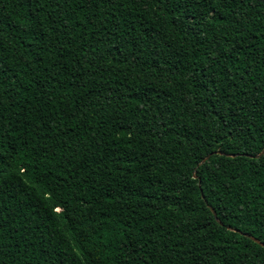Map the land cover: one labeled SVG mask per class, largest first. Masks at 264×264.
<instances>
[{
	"label": "trees",
	"instance_id": "trees-1",
	"mask_svg": "<svg viewBox=\"0 0 264 264\" xmlns=\"http://www.w3.org/2000/svg\"><path fill=\"white\" fill-rule=\"evenodd\" d=\"M263 150L264 0H0V264H264Z\"/></svg>",
	"mask_w": 264,
	"mask_h": 264
},
{
	"label": "water",
	"instance_id": "water-1",
	"mask_svg": "<svg viewBox=\"0 0 264 264\" xmlns=\"http://www.w3.org/2000/svg\"><path fill=\"white\" fill-rule=\"evenodd\" d=\"M217 154L225 155V154L220 153V152H218ZM262 155H264V150H263L260 154H258V155H256V156H248V155H244V156H246V157H248V158L258 159V158H260ZM226 156H227V157H230V158H234V157H237L238 155H226ZM208 158H209V157H206L204 160H202V161L200 162L199 165L204 164V162H206V161L208 160ZM210 210H211V212H212L214 218L216 219V221H218V219H217V217H216V213H215V211H214L212 208H210ZM254 241L257 242L256 240H254Z\"/></svg>",
	"mask_w": 264,
	"mask_h": 264
}]
</instances>
